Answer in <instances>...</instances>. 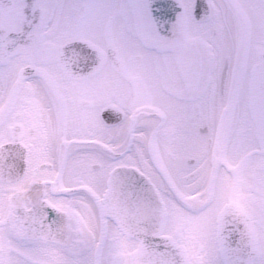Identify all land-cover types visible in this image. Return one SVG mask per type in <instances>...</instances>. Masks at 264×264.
Listing matches in <instances>:
<instances>
[{
	"label": "snow or ice",
	"instance_id": "1",
	"mask_svg": "<svg viewBox=\"0 0 264 264\" xmlns=\"http://www.w3.org/2000/svg\"><path fill=\"white\" fill-rule=\"evenodd\" d=\"M0 264H264V0H0Z\"/></svg>",
	"mask_w": 264,
	"mask_h": 264
}]
</instances>
